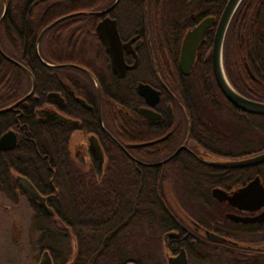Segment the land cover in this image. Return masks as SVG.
Returning a JSON list of instances; mask_svg holds the SVG:
<instances>
[{
  "label": "flooded vegetation",
  "instance_id": "af4514ba",
  "mask_svg": "<svg viewBox=\"0 0 264 264\" xmlns=\"http://www.w3.org/2000/svg\"><path fill=\"white\" fill-rule=\"evenodd\" d=\"M228 1L0 0V264H74L83 252L74 248L71 193L86 191L94 178L114 192L107 186L121 170H109L108 161L120 152L132 182L127 192L162 188L177 218L178 228L162 236L165 258L185 250L188 264L222 254L264 264V162L232 169L209 163L264 152L257 148L263 130L216 120L209 106L254 115L236 107L215 76V37ZM200 27L186 73L184 41ZM223 65L241 95L264 103V0L241 2L226 31ZM144 85L153 92L142 95ZM207 129L227 136L208 141ZM256 179L242 207L213 194L219 187L233 195ZM169 191L182 193L178 207ZM128 205H135L132 196ZM132 215L123 236L134 242ZM124 216L102 218L113 226L99 235L117 230Z\"/></svg>",
  "mask_w": 264,
  "mask_h": 264
},
{
  "label": "trees",
  "instance_id": "16d2710c",
  "mask_svg": "<svg viewBox=\"0 0 264 264\" xmlns=\"http://www.w3.org/2000/svg\"><path fill=\"white\" fill-rule=\"evenodd\" d=\"M237 17L238 15H236V18ZM232 39V33H230L228 40ZM215 87L217 88V85ZM220 104L219 102H212L211 105H209L217 110L216 120L221 119L224 122H231L233 124L236 121H242L249 127L254 126L258 128V130L264 131L263 115L249 114L248 118H240L229 111L223 112V110H220L223 108H220ZM230 114L232 115L230 116ZM224 129L226 131V128ZM211 130L212 129H207V133L204 134L208 141L211 139L221 140L227 136L222 129H216L215 132ZM257 148L258 150L264 149V142L258 143ZM114 164L121 170L118 182H116V177H112L115 179V182H113L115 184L114 186L117 184L119 188L116 189L110 180L111 186H107L108 189H114V192L106 189L101 190L99 188V183H97L96 178H94V180L89 179V186L86 191L81 192L77 190L71 193L73 202L71 211L72 215L75 217L74 219H78L82 215L88 218L86 224H80L74 219L71 220L75 251L83 252L73 256L74 264H127L130 261L134 264H162L163 260L165 261L164 256L160 253L162 249V236L168 230L178 228L177 218L167 207L165 203V193L162 188L157 189L155 185H153L152 189L148 192L145 190L139 191L137 189L134 193L127 192V188L132 182L127 175L122 173L123 168L127 169V164L121 152L110 157L108 169H114ZM106 179L107 177H105V180ZM106 182L108 183V181H104L103 185H106ZM130 196H132V199L135 201L133 207L128 205ZM116 201L120 202L118 214L117 209L112 206V203ZM102 202H108L109 204L106 205ZM83 212L85 214H83ZM117 215H119L120 218L125 215L126 221L121 220L117 230L113 231V233L106 234L105 238H102L99 232L113 225L111 223H101V219L112 220ZM131 215L135 222H137V231L133 242V250L127 251L128 244L131 241L124 238L123 234L131 226L132 218H128ZM98 252L100 253L97 254ZM91 254L93 255L91 256ZM218 257L219 256H215L213 259H218ZM194 258L198 261H203L204 259L207 260L209 256L199 255ZM219 259L224 260V264H240V261L235 260L232 256H224L222 254Z\"/></svg>",
  "mask_w": 264,
  "mask_h": 264
},
{
  "label": "water",
  "instance_id": "95a60500",
  "mask_svg": "<svg viewBox=\"0 0 264 264\" xmlns=\"http://www.w3.org/2000/svg\"><path fill=\"white\" fill-rule=\"evenodd\" d=\"M243 0H229L226 8L223 12L219 28L216 33L215 43H214V50H213V64H214V71L217 83L225 96L238 108L243 111L254 113V114H263L264 115V103L257 102L251 99H248L241 95L230 83L223 65V44L225 40V35L227 28L229 26L230 21L232 20L233 16L235 15L238 7L240 6ZM205 27H200L199 29L192 31L187 34L184 46H183V55H182V64L186 66V73H188L190 65L195 57V52L197 45L202 38L204 33ZM140 92L142 95H147L153 92V89L148 86L144 85L140 87ZM264 162V152L245 159H236V160H211L209 163L215 167L220 168H242L249 165H254ZM24 184L29 188L33 195H38L37 191H35L34 187L25 180ZM258 185V179L252 181L248 186L245 188H241L237 190L233 195H229L225 190L216 187L213 190V194L220 200L228 199L232 204L242 207V201L245 195H250L256 191V186ZM235 221H242L243 218L236 215H229ZM210 237L220 240L222 237L216 235L214 233H210ZM169 264H188L187 256L185 250H182L178 256L169 257L168 258Z\"/></svg>",
  "mask_w": 264,
  "mask_h": 264
},
{
  "label": "rangeland",
  "instance_id": "374dc122",
  "mask_svg": "<svg viewBox=\"0 0 264 264\" xmlns=\"http://www.w3.org/2000/svg\"><path fill=\"white\" fill-rule=\"evenodd\" d=\"M230 130V128H226V132H228ZM177 194H175V193H173L172 191L170 192L169 191V196H170V199L173 201L174 200V202L173 203H175V206H177L176 205V202H175V197H176V195H182V193H180L179 191H177L176 192ZM185 195V194H184ZM183 195V196H184ZM178 207V206H177ZM190 211H192V213H194V211L193 210H190ZM182 212V211H181ZM184 214V213H183ZM132 246H134V243H133V241L132 242H129ZM129 244V245H130ZM131 247V246H130ZM168 257H169V254L167 255V257L165 258L164 257V259H165V261L163 260V262H162V264H168ZM219 257H221V256H219ZM219 257H218V259H216V260H212L213 258L210 256L207 260H196L195 258H193V259H191V262H190V264H224V260H221V259H219ZM223 261V262H222Z\"/></svg>",
  "mask_w": 264,
  "mask_h": 264
}]
</instances>
